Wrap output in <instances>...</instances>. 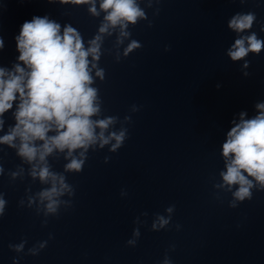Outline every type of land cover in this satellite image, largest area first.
<instances>
[{"label":"clouds","instance_id":"1","mask_svg":"<svg viewBox=\"0 0 264 264\" xmlns=\"http://www.w3.org/2000/svg\"><path fill=\"white\" fill-rule=\"evenodd\" d=\"M76 3L92 2V0H74ZM100 8L107 15L105 20L111 26L135 23L143 17V11L135 0H102ZM90 11L98 15L93 3ZM254 16L252 14L234 16L229 27L241 32L251 27ZM107 31L106 26H101L100 32ZM96 37L91 41V47L85 50L81 37L72 27H66L63 35L60 26L46 18H33L22 25L17 37V47L20 52L19 60L27 65L30 71L25 72L19 65L15 66L14 73H6L0 69V115L11 109L13 102L19 94L20 103L15 113L16 125L9 134L0 137V143L12 142L19 137L21 143L19 155L29 162L36 159L43 161L54 149L68 150L71 154L78 148L87 147L97 140L95 128L106 129L113 122L112 118L100 121L91 119L98 111L95 104L96 90L90 87L92 77L89 71L88 56L98 58L99 45ZM247 39L248 47H245ZM3 41L0 40V47ZM138 45L133 42L131 48ZM264 47V41L258 40L255 34L235 41L233 50L229 55L233 60L245 57L248 52H259ZM101 75V72H97ZM7 76V79L5 77ZM257 107L264 110V104ZM243 115V114H242ZM3 121H0L2 126ZM56 135L49 137L50 131ZM110 138L116 140L114 151L124 139V132L112 133ZM99 139L103 144L108 143L101 131ZM44 143L37 147L34 141ZM223 155L227 159L233 157L227 164V171L223 173V180L227 185L238 184L240 187L235 196L243 200L250 196L252 187L244 173L264 184V111L250 120H242L228 133L227 142L223 145ZM83 161L73 158L67 165L70 170H80ZM35 175V172L33 173ZM56 179V175L49 172L48 167L40 170L41 180L49 176ZM63 185V178H61ZM58 194L55 186L51 190L41 193L42 198H51ZM55 202H50L47 209L55 211ZM4 201L0 200V212L3 211ZM171 211V209H169ZM161 226L167 221L161 217ZM155 227V224L153 225Z\"/></svg>","mask_w":264,"mask_h":264}]
</instances>
